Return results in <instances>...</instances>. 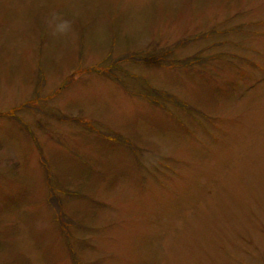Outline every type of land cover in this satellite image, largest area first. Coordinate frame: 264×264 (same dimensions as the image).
<instances>
[{
    "label": "rangeland",
    "instance_id": "1",
    "mask_svg": "<svg viewBox=\"0 0 264 264\" xmlns=\"http://www.w3.org/2000/svg\"><path fill=\"white\" fill-rule=\"evenodd\" d=\"M0 264H264V0H0Z\"/></svg>",
    "mask_w": 264,
    "mask_h": 264
},
{
    "label": "clouds",
    "instance_id": "2",
    "mask_svg": "<svg viewBox=\"0 0 264 264\" xmlns=\"http://www.w3.org/2000/svg\"><path fill=\"white\" fill-rule=\"evenodd\" d=\"M72 16L79 17L81 15L80 9L77 5H72ZM44 24L48 35L54 41L62 40L67 43L74 35V19L68 18L65 14L58 11H50L44 18ZM98 31H103L99 29ZM59 59V57H57Z\"/></svg>",
    "mask_w": 264,
    "mask_h": 264
},
{
    "label": "trees",
    "instance_id": "3",
    "mask_svg": "<svg viewBox=\"0 0 264 264\" xmlns=\"http://www.w3.org/2000/svg\"><path fill=\"white\" fill-rule=\"evenodd\" d=\"M136 60L139 61V62H140V61H145V62L147 61L146 59H140V58H139V59H136ZM148 62H149V63H152V62H150V61H148ZM175 64H178V63H175ZM184 64H188V61L185 60V61H184ZM151 89H152L151 92H159L158 89H155V88H151ZM153 94H156V93H153ZM159 94H160V93H159Z\"/></svg>",
    "mask_w": 264,
    "mask_h": 264
}]
</instances>
